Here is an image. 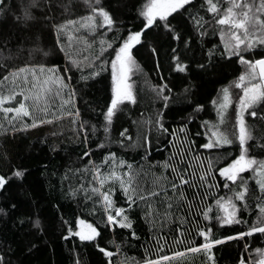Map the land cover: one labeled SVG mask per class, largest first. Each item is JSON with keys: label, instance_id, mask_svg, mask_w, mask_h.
<instances>
[{"label": "snow or ice", "instance_id": "snow-or-ice-1", "mask_svg": "<svg viewBox=\"0 0 264 264\" xmlns=\"http://www.w3.org/2000/svg\"><path fill=\"white\" fill-rule=\"evenodd\" d=\"M130 6L134 19L126 21ZM109 34L116 38L108 39ZM161 39L166 48L156 46ZM97 40L99 52L82 55V46L91 48ZM142 48L156 58L158 74L164 49L168 71L188 79L185 98L194 95V76L219 87L203 102L193 104L189 99L191 111L175 127L166 126L173 88L160 74L159 82L148 87L161 107L131 120L135 135L121 125L114 136L119 114L140 103L142 89L131 77L142 71L136 57ZM54 51L63 54V66L31 62ZM233 64L239 66L238 74L233 72L228 79L226 67ZM109 71L110 98L99 112L98 129L80 118L73 73L79 74L77 83L86 86ZM262 105L264 0H0V134L14 136L70 120L84 149L77 157L81 166L68 167L62 176L68 183L66 196L79 198L87 216L100 219L93 222L77 214L69 221L60 216L58 228L61 239L92 245L101 257L98 264H126L114 257L121 253L124 240H140L131 216L135 210L141 212L150 235L141 245L143 257L134 264H182L193 254L216 264L214 248L231 241L243 242L237 264H264V247L248 243L257 234L264 237V158L253 154L250 141L255 137L248 125V117L264 119L258 111ZM196 121L193 130L190 125ZM99 130L103 137L93 148L90 136ZM162 140L166 143L160 148ZM154 145L168 155L148 170L112 150V146L142 149L140 159L146 160ZM255 147L264 152V142L257 140ZM96 151L103 153L98 160L93 159ZM156 168L159 174L151 171ZM26 173L27 169L14 167L0 174V193ZM15 208L14 203L7 210L0 208V215ZM25 222L20 220L21 225ZM27 223L39 232L46 227L39 216L28 217ZM232 225L243 229L216 236L217 226ZM165 229L176 234L171 244ZM107 234L123 239L117 243ZM7 257V252H0V264H11Z\"/></svg>", "mask_w": 264, "mask_h": 264}, {"label": "trees", "instance_id": "trees-1", "mask_svg": "<svg viewBox=\"0 0 264 264\" xmlns=\"http://www.w3.org/2000/svg\"><path fill=\"white\" fill-rule=\"evenodd\" d=\"M135 3V0H131ZM60 19L59 17H57ZM126 21L134 19V10L129 7L123 17ZM151 35V34H150ZM108 39H115V34H109ZM54 39V37H52ZM208 40L215 42V38L208 37ZM167 47L163 39L156 42V46L161 45ZM51 46V41L48 42ZM83 47L82 55L93 56L99 52L98 40L91 48ZM161 49L160 63L162 65L161 73L169 81L173 88V104L172 110H166L165 121L166 126L175 127L183 116H186L191 108L188 107L189 99L195 102H203L204 97L208 93L214 94V89L219 87L218 84L211 82L209 79L194 76L196 87L194 95L185 98L183 88L188 83L187 78H181L176 74L168 71V60ZM137 61L142 71L136 73L131 79L136 82V86L140 91V103L136 106H127L119 114L116 121L113 135L118 134L117 130L121 125L130 128V132L135 135V127L131 126V120L137 119L141 112L145 115L148 110H155L161 107L158 101L153 102L152 95L149 92V84L159 82V75L155 68L156 58L146 49L142 48L136 53ZM31 62L34 63H59L64 64L63 54H57L55 51L47 58L40 56L35 57ZM20 64L21 61H16ZM239 66L231 65L226 67L225 75L228 79L232 78V73L238 74ZM78 73H73L72 84L78 92L77 107L81 113V119L89 122V125L96 124L98 129L102 118L99 115L100 110L106 101L110 98L111 77L110 71L103 72L95 80L88 81L85 86L83 83H77ZM147 81L148 83H145ZM258 111L264 113V105L258 106ZM203 118H208V114H202ZM2 119V117H0ZM196 121L190 127L195 130ZM248 125L255 137L250 141L254 145L253 154L258 158H264V152L255 147L256 141L264 142V119L248 117ZM56 131L58 135L52 136L51 133ZM103 137L102 130H99L95 136H90V146L95 147V143ZM199 140V138H197ZM165 141H161L160 148L164 147ZM55 148V151H53ZM84 149L83 143L77 139L73 126L68 118L63 119L56 125H45L37 134L30 131L18 132L13 135L0 134V174L9 172L10 168L21 167L27 169L26 176L23 180L13 181L11 186L4 192L0 193V208L9 209L11 204H16V208L12 209L8 215H0V252H7L8 259L11 264H76L79 260L80 264H98L100 255L97 250L90 244L81 245L78 240H63L60 238V230L58 228L59 218L72 221L77 214L87 216V210L82 209V205L78 203L79 198L72 199L66 196L68 183L62 181V176L70 166H81L77 157ZM113 151L123 156L128 162L134 163L137 168L143 165L145 170L149 169L151 163L163 161L167 155V151H158L154 145L150 157L141 160L143 156L142 149L119 150L112 146ZM103 153L95 152L93 159H100ZM86 162V160L84 161ZM151 171L159 174L160 169H151ZM254 204V201H253ZM39 216L42 223L46 225L43 232L34 230L27 218L35 219ZM134 221V228L139 241L130 238L124 240L121 253L114 257V260L126 261V264H134V261L140 260L144 255L142 244L149 238L148 225L142 219L141 212L135 210L131 213ZM245 218H249V213H244ZM93 222L100 219L99 215L87 216ZM254 219V215L251 217ZM25 219L26 222L21 225L20 220ZM175 226H173L174 229ZM242 225H232L220 228L217 226L214 231L216 236L233 234L237 230H242ZM165 233L169 238V243L175 237V232L165 229ZM125 235H127L125 233ZM194 235V233H193ZM108 239H115L120 243L123 236L120 234H107ZM191 238V237H189ZM107 240L103 241L106 243ZM243 242H226L214 248L216 264H237L240 254L243 252ZM248 243L254 247H264V237L258 234L248 238ZM150 246V245H146ZM111 248V246H110ZM114 251V249H111ZM182 264H206V258L202 254H193L185 257Z\"/></svg>", "mask_w": 264, "mask_h": 264}, {"label": "rangeland", "instance_id": "rangeland-1", "mask_svg": "<svg viewBox=\"0 0 264 264\" xmlns=\"http://www.w3.org/2000/svg\"><path fill=\"white\" fill-rule=\"evenodd\" d=\"M45 126H41V127H38L36 129H30L29 131L32 133V134H37L38 132H40L42 129H44Z\"/></svg>", "mask_w": 264, "mask_h": 264}]
</instances>
